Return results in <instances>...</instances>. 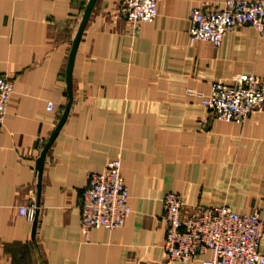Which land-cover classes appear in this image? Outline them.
Listing matches in <instances>:
<instances>
[{"label": "crops", "instance_id": "obj_1", "mask_svg": "<svg viewBox=\"0 0 264 264\" xmlns=\"http://www.w3.org/2000/svg\"><path fill=\"white\" fill-rule=\"evenodd\" d=\"M121 1L0 0V75L14 81L0 130V264H200L166 259L169 191L185 213L226 205L264 221V111L224 121L187 93L239 74L264 82V31L243 25L213 46L191 41L188 16L224 0H157L139 24ZM114 157L131 212L85 239L81 193ZM28 203L36 221L18 213Z\"/></svg>", "mask_w": 264, "mask_h": 264}, {"label": "built area", "instance_id": "obj_2", "mask_svg": "<svg viewBox=\"0 0 264 264\" xmlns=\"http://www.w3.org/2000/svg\"><path fill=\"white\" fill-rule=\"evenodd\" d=\"M121 8L132 24L151 22L157 13V0H122ZM188 19L191 41L218 46L225 33L243 25L252 26L261 35L264 0H224L216 8L192 7ZM13 89L12 78L0 75V130ZM187 93L224 121L242 123L251 113L264 111V82L255 75H235L230 84L212 82L209 93L195 89H188ZM47 108H52L51 103ZM184 204L181 193L169 191L163 197L164 250L168 261L264 264V253L260 251L264 221L257 211L238 213L226 205H197L185 213ZM79 207L85 239L94 228L117 229L125 223L131 209L120 157L109 160L102 171L88 175ZM18 213L34 221L39 207L35 203L20 205ZM206 253L209 257L201 258Z\"/></svg>", "mask_w": 264, "mask_h": 264}, {"label": "water", "instance_id": "obj_3", "mask_svg": "<svg viewBox=\"0 0 264 264\" xmlns=\"http://www.w3.org/2000/svg\"><path fill=\"white\" fill-rule=\"evenodd\" d=\"M84 24H85V23L82 24L81 28H83ZM67 73H68V91H69L70 96H71V80H70L71 61H70V64H69V66H68ZM69 106H70V103H67V106H66V108H65V111L63 112V114H62V116H61V118H60V120H59V122H58V124H57V126H56V128H55V130H54V132L52 133V135H51V137H50V139H49V141H48V143H47V145H46V147H45L43 153H45L46 150L48 149V147L51 145V143L53 142V139H54V137H55L57 131L59 130V128H60V127L62 126V124L64 123V121H65V119H66V117H67L68 111H69ZM36 220H37V217H36V219H35L34 221H36Z\"/></svg>", "mask_w": 264, "mask_h": 264}]
</instances>
